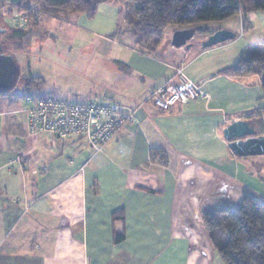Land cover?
<instances>
[{
  "label": "crops",
  "instance_id": "obj_1",
  "mask_svg": "<svg viewBox=\"0 0 264 264\" xmlns=\"http://www.w3.org/2000/svg\"><path fill=\"white\" fill-rule=\"evenodd\" d=\"M18 1L0 0L3 24L22 18L11 8ZM5 14L15 15L14 21H5ZM55 19L62 20L40 16L44 35L56 27ZM225 22L215 30H232V40L202 47L206 38L194 44L193 36L188 47H174L170 37L156 54L142 52L124 33L103 37L96 62H104L94 64L101 84L82 99L116 102L137 122L99 150L84 139L30 135L27 111L36 99L0 96V264H212L215 249L201 213L234 209L244 195L264 202V159L248 164V157L232 155L222 134L237 119L264 125V111L257 110L264 105L261 75L222 71L247 48L264 43V10ZM237 37L248 39L243 52H226L224 45ZM42 38L33 37L28 50ZM113 46L121 49L112 54ZM179 65L206 97L160 110L148 93L175 81ZM27 100L30 106H18ZM154 149L159 153L152 157ZM120 209L123 218L113 221L111 214ZM114 232L123 233V240L115 243Z\"/></svg>",
  "mask_w": 264,
  "mask_h": 264
},
{
  "label": "trees",
  "instance_id": "obj_2",
  "mask_svg": "<svg viewBox=\"0 0 264 264\" xmlns=\"http://www.w3.org/2000/svg\"><path fill=\"white\" fill-rule=\"evenodd\" d=\"M111 0H19L11 5L19 15H24L27 26L20 28L18 22L5 25L0 16V43L5 53H27L33 37H43L40 16L59 17L67 13L93 17L100 3ZM132 11L126 13L128 32L142 52L152 53L161 43L170 26H193L219 22L241 14L245 20L250 11L264 10V0H128ZM3 8L0 2V10ZM20 21V20H19ZM215 29L202 31L210 35ZM195 32V33H196ZM259 44V45H258ZM15 56V55H14ZM119 69H127L118 65ZM233 76L258 73L262 77L264 99V43L247 48L233 65L222 70ZM19 77V76H18ZM17 82V81H16ZM41 76L26 75L24 87L38 88L44 84ZM16 86V84H15ZM14 86V87H15ZM13 87V88H14ZM9 91L0 93V96ZM264 111V105L257 108ZM159 153L158 149L152 150ZM112 220L123 218L122 209L111 214ZM207 236L223 264H264V202L244 195L234 209H211L201 213ZM114 242L124 238L123 233L114 232Z\"/></svg>",
  "mask_w": 264,
  "mask_h": 264
},
{
  "label": "rangeland",
  "instance_id": "obj_3",
  "mask_svg": "<svg viewBox=\"0 0 264 264\" xmlns=\"http://www.w3.org/2000/svg\"><path fill=\"white\" fill-rule=\"evenodd\" d=\"M104 4L106 6H103ZM130 6L131 4L128 0H111L100 3L97 8L98 13L91 18L83 14H72L71 12L66 14L69 19L67 18V21L64 22V15H60L59 17H61L62 20L55 19V21H57L54 22L56 23V27H52L53 30L51 29L49 33L43 36L41 44L36 42L31 47V51L28 50L27 53L15 54L14 57L18 65L19 77L17 79L16 86L9 91V96L12 97L14 96L13 94L18 93V95L20 94L19 96L21 99L22 97L28 96L31 99L37 100L39 97H52L57 93V95H62L63 98L61 99L66 101H75V99H77V102L97 100L92 97H85V99H82L81 96L87 94L84 92L89 91V89H92L93 86H96L94 88L98 89V85L101 84L99 79L95 78L99 76V72L94 69V64L99 65L104 61L101 60L98 63L96 62V52L99 51V47H102L101 43L104 41L103 37L109 33L110 34L108 36H114V38H119L120 33H124L125 35L132 37V35L127 31V18L125 16L126 13H130L132 11V7ZM74 15H78L80 17L76 18ZM14 16L5 14L4 19L9 23L12 20L14 21ZM22 16L24 15L21 14L18 18ZM24 18L28 20L26 17ZM223 23H226L225 20L219 22H208L206 24L198 25V28H203L202 31H205L208 27L211 29H217V27L222 26ZM57 25L59 27H57ZM186 27L193 26H170L166 30L161 43L153 50L152 53L163 49L167 41L170 39L174 29ZM75 30H78V35H75ZM115 30V33L117 34L112 33ZM202 31H197L190 42L196 44L200 39L207 38V35H204ZM236 39L237 40L233 45H224L223 48H225L224 50H226V52H233L234 55L238 54V52H243L244 49L242 48H244L248 39L246 37H237ZM40 45L43 46L42 49H39ZM120 49V46H113L111 53L114 54L117 51L119 52ZM241 49L242 51H240ZM160 52L161 51H159V53ZM184 72L186 74V71ZM29 74L32 76H41L45 80V83L38 88H25L23 86L24 79L26 75ZM252 92L255 93V91ZM30 104L31 100H27L25 103H22V105L19 104L18 106H23V108H25L26 106H30ZM13 106L16 105H11L10 107ZM255 120L256 119H252V121ZM256 121L255 122L261 128L258 134L264 135L261 133L264 132V125L261 123L262 120ZM255 156L262 157L253 158V156H246L248 158H243V161L245 160L249 164L250 161H257V159H262L263 161L264 159L263 155ZM232 162L233 163L230 164L231 166L237 164L235 161ZM238 164L242 165L241 163ZM180 250L181 247H179V252H181ZM157 256L158 258H161L163 256L162 251L158 252ZM212 264H223L216 250H214Z\"/></svg>",
  "mask_w": 264,
  "mask_h": 264
},
{
  "label": "built area",
  "instance_id": "obj_4",
  "mask_svg": "<svg viewBox=\"0 0 264 264\" xmlns=\"http://www.w3.org/2000/svg\"><path fill=\"white\" fill-rule=\"evenodd\" d=\"M17 22L20 28L27 26L24 16ZM175 78L149 91L148 100L158 109L167 111L206 97L187 77L182 65L175 67ZM136 122L133 111L124 112L118 103L109 100L77 102L41 97L27 111L26 129L30 135L45 132L59 140L84 139L99 150L118 132Z\"/></svg>",
  "mask_w": 264,
  "mask_h": 264
},
{
  "label": "water",
  "instance_id": "obj_5",
  "mask_svg": "<svg viewBox=\"0 0 264 264\" xmlns=\"http://www.w3.org/2000/svg\"><path fill=\"white\" fill-rule=\"evenodd\" d=\"M4 32L3 29L0 30ZM195 27L176 28L172 31L170 44L174 47L185 46L195 34ZM232 30L223 28L215 30L201 42L202 47L222 43L234 39ZM18 65L13 54L3 52L0 43V93L10 91L16 84L19 75ZM257 122V121H256ZM250 119H237L231 121L222 130L223 137L228 141L232 154L238 157L264 155V135L259 133V126Z\"/></svg>",
  "mask_w": 264,
  "mask_h": 264
}]
</instances>
